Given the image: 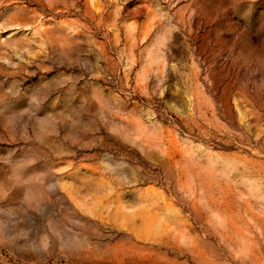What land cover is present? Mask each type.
<instances>
[{
    "label": "rangeland",
    "instance_id": "rangeland-1",
    "mask_svg": "<svg viewBox=\"0 0 264 264\" xmlns=\"http://www.w3.org/2000/svg\"><path fill=\"white\" fill-rule=\"evenodd\" d=\"M0 264H264V0H0Z\"/></svg>",
    "mask_w": 264,
    "mask_h": 264
}]
</instances>
